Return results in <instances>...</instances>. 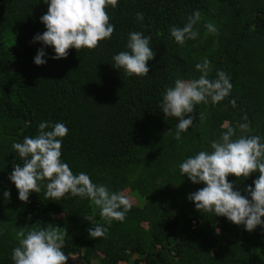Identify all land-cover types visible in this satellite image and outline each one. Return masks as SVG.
<instances>
[{
	"label": "trees",
	"instance_id": "1",
	"mask_svg": "<svg viewBox=\"0 0 264 264\" xmlns=\"http://www.w3.org/2000/svg\"><path fill=\"white\" fill-rule=\"evenodd\" d=\"M196 10L199 35L181 46L170 28L182 27ZM106 11L114 25L110 39L54 60L52 47L33 42L46 30L40 22L44 0H0V264H14L16 231L26 225L66 228L62 250L77 264H264V228L248 232L223 216L197 211L187 197L205 185L193 184L179 167L211 151L228 126L240 135L238 126L249 123L248 135L264 142V0H118ZM208 22L218 27V36L207 33ZM133 31L150 36L155 52L142 77L113 67V56L127 50ZM41 47L47 62L37 66ZM204 59L209 78L222 70L232 89L220 103L196 105L189 114L193 124L178 141V120L164 117L162 97L176 79L198 78L195 65ZM41 122L68 128L61 159L74 174L84 172L111 191L136 196L123 222L107 224L86 198L46 199L43 186L28 202L19 200L9 175L22 161L12 145L35 137ZM258 176L227 179L246 195L244 188ZM93 214L107 227L105 237H89L93 224L85 217Z\"/></svg>",
	"mask_w": 264,
	"mask_h": 264
},
{
	"label": "clouds",
	"instance_id": "2",
	"mask_svg": "<svg viewBox=\"0 0 264 264\" xmlns=\"http://www.w3.org/2000/svg\"><path fill=\"white\" fill-rule=\"evenodd\" d=\"M44 3L47 4V12L40 17V22L46 30L36 34L33 42L52 47L55 55L51 58L54 60L66 58L69 49H95L101 41L110 39L114 32L106 9L109 6L116 8L118 0H44ZM136 18L143 20V13L138 12ZM200 21L201 12L196 10L182 27L174 25L170 28L171 37L181 46L187 40H195L199 32L194 28ZM204 27L207 33L219 35V29L213 22L206 23ZM150 40L151 37L142 32H130L127 50L113 56V67L123 69L129 76L148 75L147 62L155 56ZM45 56L44 47H41L34 63L37 66L45 64ZM195 67L201 75L190 80L176 79L174 86L166 88L161 101L164 117L178 120L175 125L178 141L181 133L192 126L193 117L189 114L194 112L196 105L209 101L220 103L232 89L230 78L222 70L217 72L216 79L209 78L211 68L207 59ZM203 118L200 114L199 119ZM244 119L246 121L247 117ZM238 127L240 135L228 126L219 139L211 142V151L202 150L185 159L179 167L182 175H186L193 184L205 185L187 197L197 211L223 216L252 232L257 226L264 228V142L259 135H248L252 132L249 123H241ZM67 134L68 128L64 123L41 122L35 137H25L22 143H13L12 148L19 154L22 166L17 163L9 179L18 190L19 200L28 202L30 193H39L43 186L46 199L55 201L66 195L86 198L100 210V216L107 224L113 220L123 222L132 208L130 199L123 192L111 191L105 184L94 183L84 172L74 174L62 161V140ZM253 173L259 176L252 185L244 188L246 195L234 190V184L227 179L229 175L244 179ZM4 197L9 199L10 192L5 191ZM85 219L93 224L88 229L89 237L97 239L107 235V227L97 224L94 214ZM66 236V228L56 225L31 230L26 225L16 231L18 246L13 249L11 259L14 264H67L69 257L62 250Z\"/></svg>",
	"mask_w": 264,
	"mask_h": 264
},
{
	"label": "rangeland",
	"instance_id": "3",
	"mask_svg": "<svg viewBox=\"0 0 264 264\" xmlns=\"http://www.w3.org/2000/svg\"><path fill=\"white\" fill-rule=\"evenodd\" d=\"M127 197L130 199L131 202H135L136 201V196H134L133 194H127ZM69 257V262H72L73 264H77L75 257L74 256H68ZM93 263H95L93 261ZM141 264V263H139Z\"/></svg>",
	"mask_w": 264,
	"mask_h": 264
}]
</instances>
